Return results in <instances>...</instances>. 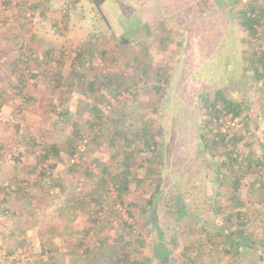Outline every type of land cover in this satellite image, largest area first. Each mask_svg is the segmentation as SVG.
I'll return each instance as SVG.
<instances>
[{
	"label": "rangeland",
	"instance_id": "1",
	"mask_svg": "<svg viewBox=\"0 0 264 264\" xmlns=\"http://www.w3.org/2000/svg\"><path fill=\"white\" fill-rule=\"evenodd\" d=\"M244 2L245 8L251 4ZM146 3L155 0H105L100 9L89 0H0V31L8 42L0 50V109L15 119L0 122V264H86V248L131 262L152 256L158 231L169 253L159 264H264V245L251 247L264 240V74L253 77L251 97L245 92L234 97L242 113L227 148L236 161L218 168L224 148L217 144L201 154L198 134L205 124L218 133L220 116L215 119L208 108L215 91L234 95L228 82L235 73L233 48L228 41L214 43L224 33L220 15L195 11L181 25L180 59L168 93L162 79L133 76L139 62L133 61L135 42L150 35L130 27ZM34 4L40 10L36 23L25 14ZM251 39L253 68L262 74L264 22ZM47 42L54 46L46 48ZM27 48L32 58L22 64ZM166 97L170 108L163 105ZM83 136L87 153L80 165H71V152ZM91 164L95 171L85 172ZM39 170L45 175L38 177ZM102 170L106 178L124 172L128 189L106 186ZM75 182L78 188L71 189ZM158 182L167 198L148 206ZM16 184L27 188L20 192ZM175 199L184 204V215L176 213ZM78 207L81 222L75 220ZM148 216L156 227L146 224ZM238 229L249 237L247 244L229 243L226 234Z\"/></svg>",
	"mask_w": 264,
	"mask_h": 264
},
{
	"label": "crops",
	"instance_id": "2",
	"mask_svg": "<svg viewBox=\"0 0 264 264\" xmlns=\"http://www.w3.org/2000/svg\"><path fill=\"white\" fill-rule=\"evenodd\" d=\"M244 1L245 0H155V3H146L140 10L137 11V23L130 28L133 29V32H136V30L140 32L141 29L146 30L150 36L143 37L135 42L137 43L138 47L135 51V56H133V61L138 60L139 62L144 63L143 69L147 70L148 76H153L154 82L161 79L164 80L166 84V91H168L169 93V88L171 86V75L173 73L175 65L180 59V44L183 43L181 39L182 36L179 31L181 29V25L188 23L190 19H192V15L195 13V11L197 13H200L203 17L213 15L218 18V16L220 15V18H218L217 21L223 24L222 26H220V28L224 30V33L220 35L222 38L217 39V42L214 43L219 44L218 46H223L227 44L225 43L226 41L229 42V44L233 48V51L230 52L231 57L229 58H231L230 61L232 62L231 64H233V69L235 70V73L228 81L229 85H231L232 87L230 92L234 93V95H232L231 98H228L226 95L225 96L229 100L236 102H240V100L237 101L235 99H240V97L242 96L241 93L245 92L247 94V97H251L249 95V93H251L249 85L251 86V84L253 83V77H259L261 74L259 70H256L257 68H253V65H255V50H252V37L241 25V10L246 6V1ZM104 2L101 5H103ZM243 2L245 4H243ZM258 4L262 8H264V3L262 0H259ZM27 7L28 6H26L25 9ZM40 9H43V7ZM42 13H44V11H42ZM65 18H68L69 22V15ZM53 25L54 29H56L55 22H51V24H49L50 27H53ZM1 32L2 31H0V37L2 38L0 39V50L3 51V49L6 50V43L8 42L6 40L7 34L5 33V31L2 33ZM154 33H157L158 35L156 37V40L153 41L151 38L149 39V37H151V35H153ZM127 41L129 40L127 39ZM45 45L47 46L46 48L54 46L53 43L51 44L50 42L45 43ZM124 45H128V43ZM262 47L264 49V44ZM139 50L142 52H139ZM1 51L0 54L3 55V52ZM27 51L28 61L32 58V52L31 50H28V48ZM37 52H40V50L35 49V56H38V58L41 59L42 57L44 58L42 52L39 55L37 54ZM261 52L264 53L263 51ZM13 54L14 53H12V55ZM136 69L137 68H135V70ZM157 73H160L161 75L157 76ZM53 75H55L58 79L55 86H59L60 80H62L60 72H57ZM140 84H142V80L140 81ZM154 88L156 90L158 89L157 86H154ZM154 88L152 87V89ZM220 88H222V86ZM204 91L206 92L205 89ZM217 91H219L220 93L224 92L222 91V89H219ZM199 96H201V94ZM199 96L198 102L201 103V97L199 98ZM167 97L165 98L163 105L165 104V107L167 106L168 108H170L167 102ZM60 182L62 184H65L66 180L60 179ZM75 186H77L78 188V182H75L71 186V189H74ZM58 193L61 194V191H58ZM76 200L78 199L76 198ZM79 200H82V197H80ZM74 212L76 214L75 220H79L81 222L84 219L82 217L84 212L82 211L81 207L76 208ZM80 228L81 227L79 226L77 230H79Z\"/></svg>",
	"mask_w": 264,
	"mask_h": 264
},
{
	"label": "trees",
	"instance_id": "3",
	"mask_svg": "<svg viewBox=\"0 0 264 264\" xmlns=\"http://www.w3.org/2000/svg\"><path fill=\"white\" fill-rule=\"evenodd\" d=\"M105 0H89V2L94 5L95 8L99 9L101 4L104 2ZM251 5H249L247 8H244L241 10V25L247 30V32L251 35V37H254L256 34H257V31L258 29H260V26H262L263 22H264V8H262L259 4H258V1L256 0H252V2H250ZM38 6V4H34V5H29L27 9H30V10H34L36 9L35 6ZM40 11V10H39ZM66 11V9H65ZM67 12V11H66ZM250 12V14H249ZM64 16H68L70 15V12L65 13L63 14ZM122 42L123 44H129V41H127V39L123 38L122 39ZM262 61V74H264V53H262V55H260V58H259V61ZM27 68H28V65L26 64ZM143 66H144V63H141V62H138V64L134 67V68H137L135 73L133 74V76L136 77V79H139V78H143L146 74H147V70H144L143 69ZM82 73L78 74L77 76L79 77V79H81L82 77ZM161 74L160 73H157V76H160ZM82 85V84H81ZM89 85L94 88V83L93 82H90ZM213 101L210 102L208 104V108L209 109H212L213 108V111H212V114H213V117L215 119H218V117L220 115L224 113H232L234 116H238L242 113V106H241V103L240 102H236V101H232V100H229L223 93H220L219 91L215 92L214 96H213ZM218 106V107H216ZM207 107V106H206ZM98 112V110H97ZM208 125H203L201 126V131H199V141L201 143V154L202 152L204 151H211V148L212 146L214 145H221L223 148H224V155H225V158L224 159H220L218 160V168H222V167H230L232 165H234L233 163L236 161V157H232V152L231 150H229V148H227L228 146V143H231L232 145L234 144V142L230 139H232L231 137H229V131L226 133H222V132H219L217 134H212L209 130V128L207 127ZM204 127H207V130L205 131L204 130ZM88 146V144H87ZM75 147L76 145L74 146L72 152H71V161H72V155H73V152L75 150ZM233 148V146H232ZM227 149V150H226ZM49 150H52L53 152L57 153V151H55V147L54 146H50L49 147ZM48 150V151H49ZM87 152H85L86 154ZM85 154H82L79 158H80V162L83 160ZM73 162V161H72ZM78 162V163H75L73 162L74 164H71V165H80L81 163ZM262 163H263V169H264V157L262 158ZM250 168V167H249ZM87 169L91 172H94L93 170H90L89 168H85V172H87ZM88 174V173H87ZM99 176H101V182L105 183L106 186L112 182L114 184H118L120 185V188L118 189L119 191H125L128 189V182L126 180V174L124 172H120L118 174H115V175H111L109 176L108 178L105 177L106 173L104 170L100 171L99 173ZM43 174L40 170L38 171L37 173V176L38 177H42ZM239 179H240V176L239 175H236L234 177V181H233V187H232V192L233 193H237V186L239 184ZM24 183L22 184H29L30 183L28 181H31V180H28V181H25V179L23 180ZM38 182H39V179H38ZM27 184V185H28ZM36 184V183H35ZM264 184V183H263ZM27 185L26 186H22L21 189H20V185L19 184H16L15 188L16 189H20V192L22 189L24 188H27ZM26 190V189H24ZM163 188L161 186V183L158 182L156 184V186L154 187V190L151 191L150 193V196L148 198V206H151V205H156L157 201L159 200H165L167 198V195L164 193L163 194ZM19 192V193H20ZM232 197V201H235L237 198L234 196V194L231 196ZM175 205H174V208H175V211L176 213H178V215L182 214L184 215V210H185V206L184 204L180 203L179 200L175 199ZM237 218L236 219H239L241 220V217H240V214L237 213L236 214ZM146 224L147 223H153L154 226L156 224V220H153L151 219V217L148 216V219L145 221ZM241 223H243V221H240ZM131 226V225H130ZM156 227V226H155ZM132 228V226H131ZM162 231H158V235H157V239L158 241L155 242V244L153 245V253H152V256H146L145 258H141V259H132L130 260L131 262H128L126 261H123V260H112L111 258L107 257L106 255L100 253V252H95L92 249H89V248H86L85 249V255H84V259H85V263L86 264H151V260L150 259H155L156 260V264H159L161 262L162 259L164 258H167L168 256V250H167V247L166 245L164 244V242L162 241ZM226 237L229 241L230 244H233V245H238V244H247L248 241H249V237L248 236H245L244 235V230L243 229H238L236 230L235 233L231 232V233H228L226 234ZM140 245L142 244L143 240H138ZM264 240H260V241H257V244L255 246H251V247H254L256 248V246H262L264 245ZM113 262H116V263H113Z\"/></svg>",
	"mask_w": 264,
	"mask_h": 264
},
{
	"label": "built area",
	"instance_id": "4",
	"mask_svg": "<svg viewBox=\"0 0 264 264\" xmlns=\"http://www.w3.org/2000/svg\"><path fill=\"white\" fill-rule=\"evenodd\" d=\"M247 3H250L251 0H245ZM66 11L63 10V14H65ZM26 17L30 20H32L33 23H36L40 20V11L37 10H30L27 9L26 11ZM250 14V12H249ZM27 54L22 56V64H24L27 61ZM26 65V64H25ZM25 65L21 66V72L27 74V78H28V72L29 70L25 67ZM30 78V76H29ZM32 78L28 79V81H31ZM218 107V106H216ZM239 117L238 116H234L232 113H224L222 115H220L219 117V127H218V131L222 132V133H227L231 128L235 127L237 125V123L239 122ZM15 121V119L13 118L12 114H9L3 110L0 109V122H5V123H13ZM87 143H88V137L87 136H83L79 142L77 143L75 150L73 152L72 155V161L75 163L80 162V156L82 154H85L86 152V148H87ZM90 170L95 171V165L91 164V166L88 167ZM115 208L119 211V213L122 215V217H124L125 219H127V213L125 212V209L122 208L118 203L116 204ZM120 215V216H121ZM128 221L127 224L131 225L133 227V224H130V220H126Z\"/></svg>",
	"mask_w": 264,
	"mask_h": 264
}]
</instances>
